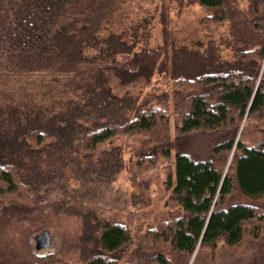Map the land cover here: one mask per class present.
Listing matches in <instances>:
<instances>
[{
	"label": "trees",
	"instance_id": "trees-1",
	"mask_svg": "<svg viewBox=\"0 0 264 264\" xmlns=\"http://www.w3.org/2000/svg\"><path fill=\"white\" fill-rule=\"evenodd\" d=\"M119 1L0 0V217L13 220L16 206L32 212L36 199L28 182L44 169L57 170L58 158L66 157L82 178L99 169L97 144L144 134V152L130 169L166 159L162 201L172 209L169 217L145 222V264H173L167 254L186 264L196 248L237 245L245 232L259 237L264 212L227 198L234 192L264 197V137L246 145L238 136L243 120L264 119V0H173L202 6L208 22H226L228 37L219 40L224 50L212 41L169 51L144 43L146 20L129 35L108 31ZM65 125L73 127L69 138L58 132ZM191 140L202 151L185 148ZM65 142H72L69 154L55 151ZM93 212L97 227L81 247L92 242L94 252L84 264H138L123 261L122 248L135 221L151 214ZM5 250L0 238V257ZM25 253L0 264H58L54 253Z\"/></svg>",
	"mask_w": 264,
	"mask_h": 264
},
{
	"label": "rangeland",
	"instance_id": "rangeland-1",
	"mask_svg": "<svg viewBox=\"0 0 264 264\" xmlns=\"http://www.w3.org/2000/svg\"><path fill=\"white\" fill-rule=\"evenodd\" d=\"M118 9L111 17L107 30L114 33L125 30L129 35L134 33L132 26L135 23L146 20L143 22L144 26L146 25L144 32L146 34H142L141 38L148 46H164L169 51L171 45L187 46L193 42L205 45L213 41L219 45L221 37H228L227 23L206 21L208 11L197 3L178 5L173 0H120ZM138 29L137 26L136 31ZM135 35L138 36L136 46H139L140 36L136 33ZM224 47L225 44L220 42L219 48L224 50ZM157 83L158 86L167 88V84L162 81ZM145 92L149 93L150 90ZM72 129L71 125H65L58 127V132L69 138ZM173 130L171 124L170 134H173ZM238 136L246 145L259 141L264 137V119L243 120L239 124ZM143 137L144 134L122 135L97 144L94 157L100 160L98 171L94 169L95 174L81 178L75 168L66 166L65 157L55 161L58 162L57 166L54 165L57 170L49 172L44 169L41 178H30L28 182L32 191L30 195H34L36 199L32 212H25L24 207L16 206L13 208L18 212L14 213L13 220L10 217H0V228L4 229L0 231V238L7 249L3 252V260L6 258L10 262H16L15 258L25 255L26 251L31 255L51 252L54 253L53 260L58 261V264H84L88 253L94 252V248H91L92 242H89L88 247H81V241L88 238L90 240L91 230L97 227V224H94L93 211L97 214L100 212L108 214L138 210L141 213L148 211L151 215L147 221L144 219L135 221L134 235L122 248L121 259L123 261L134 259L135 263L145 264L150 257V253L141 247L145 222L153 224L169 217L172 209L163 207L162 201V195L166 196L163 186L166 159L163 157H159L157 161L148 159L155 161V166L144 164L145 168L130 169L137 158L142 157L140 153L144 150L139 148V145L142 146ZM147 140L150 141V138ZM71 143L65 142V148L57 147L55 151L60 150L67 155L72 151L69 150ZM195 145L192 140L184 144L185 148L192 151H202V148L198 149ZM6 146L14 151L12 143H7ZM12 159L16 160L17 155L15 154ZM216 163L225 169L226 164H223V161ZM90 168L87 166L85 171ZM100 174L109 175L110 181L104 182L99 177ZM227 201H250L255 203L258 210L264 212V197L250 200L234 192ZM23 220L35 227L31 228L28 225L29 229L25 230ZM43 231L50 237L49 245L37 249L35 238ZM247 233H244L237 245H219L214 250L196 248L186 264H264V228L257 238H251ZM75 245H79V248ZM60 249L64 250V253L58 254ZM76 251L78 253H75ZM167 255L173 260V264L178 263L176 261L178 254L173 257L171 254Z\"/></svg>",
	"mask_w": 264,
	"mask_h": 264
},
{
	"label": "water",
	"instance_id": "water-1",
	"mask_svg": "<svg viewBox=\"0 0 264 264\" xmlns=\"http://www.w3.org/2000/svg\"><path fill=\"white\" fill-rule=\"evenodd\" d=\"M49 235L46 231H43L40 235L36 236V248H46L49 245Z\"/></svg>",
	"mask_w": 264,
	"mask_h": 264
}]
</instances>
